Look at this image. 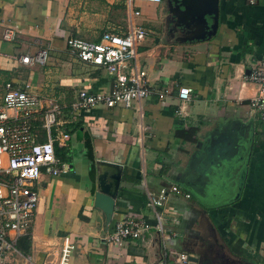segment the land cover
I'll return each instance as SVG.
<instances>
[{
    "label": "crops",
    "instance_id": "crops-1",
    "mask_svg": "<svg viewBox=\"0 0 264 264\" xmlns=\"http://www.w3.org/2000/svg\"><path fill=\"white\" fill-rule=\"evenodd\" d=\"M250 1L217 0L215 30L211 0L133 2L134 23L146 31L137 67L146 72L150 93L141 116L134 105L96 106L74 118L79 92H106L114 76L81 62L66 41L125 35L127 0H0V100L7 84H27L30 93L60 105L61 130L70 134L60 148L63 172H43L33 186L39 200L28 257L34 264H56L65 237L75 247L70 264H179L177 254L187 255L186 264H264V126L249 106L259 87L246 79L264 59V0ZM12 27L14 40L4 41ZM41 49L48 50L45 65L18 61ZM180 86L191 89L181 113ZM103 163L121 172L108 225L92 202L98 175L113 173ZM161 190L166 200L156 213L173 253L148 207ZM125 218L150 229L122 246L104 243ZM19 257L13 264H27L28 257Z\"/></svg>",
    "mask_w": 264,
    "mask_h": 264
},
{
    "label": "built area",
    "instance_id": "built-area-1",
    "mask_svg": "<svg viewBox=\"0 0 264 264\" xmlns=\"http://www.w3.org/2000/svg\"><path fill=\"white\" fill-rule=\"evenodd\" d=\"M135 1L161 3V0H127L130 27L125 35L104 32L98 42L77 38L66 41V47L81 62L101 68L114 76L106 92H79L78 101L72 105L74 118L78 112L96 106L110 109L130 108L134 105L136 113L141 116V101L149 95L150 89L146 72L137 67L138 48L146 37V31L134 23L133 19L139 16V11L132 7ZM2 38L7 42L13 41L15 28H6ZM47 57L48 50L41 49L32 57L20 56L18 61L26 66H43ZM131 62L132 66H129ZM246 79L259 87L257 95L249 100V106L257 112L264 126V59L254 62ZM29 88L27 84L21 89L9 83L0 100V264H8L12 255L21 256L17 244L31 234L35 224L39 195L33 188L34 183L43 172L50 176H58L63 172L58 167L55 149L65 147L70 139V134L61 130L60 105L54 100L40 99L30 93ZM165 95L161 93L158 97L162 100ZM176 99L181 113L191 99V89L178 87ZM37 120L41 122L40 128L33 126ZM42 138L44 140L40 141ZM169 191L182 195L177 186L170 187ZM165 200L166 190H161L157 198L148 200V207L157 218L154 229L161 236L166 250L173 253L167 247L170 233L156 213ZM149 229V225L135 218L121 219L115 223L112 232L103 238V242L122 246L128 239H140ZM74 250V245L65 237L56 264H70ZM175 256L179 264L188 261L185 254ZM165 260L161 259L155 264H165Z\"/></svg>",
    "mask_w": 264,
    "mask_h": 264
},
{
    "label": "water",
    "instance_id": "water-1",
    "mask_svg": "<svg viewBox=\"0 0 264 264\" xmlns=\"http://www.w3.org/2000/svg\"><path fill=\"white\" fill-rule=\"evenodd\" d=\"M212 13L214 15L212 29L215 30L217 26V0H211ZM171 9L173 11H180L177 4L171 3ZM178 14V13H176ZM107 169L113 170V173L109 174L108 171H104L97 177V191L95 192L92 202L93 208L99 210L102 213L101 221L106 225L110 224L115 211V200L120 186V170L113 164L103 163L101 165ZM191 259V258H190Z\"/></svg>",
    "mask_w": 264,
    "mask_h": 264
},
{
    "label": "trees",
    "instance_id": "trees-1",
    "mask_svg": "<svg viewBox=\"0 0 264 264\" xmlns=\"http://www.w3.org/2000/svg\"><path fill=\"white\" fill-rule=\"evenodd\" d=\"M62 130H65V129L62 128ZM40 132H42V130H40ZM43 140H44V138H42V140H40V141H43ZM55 153H56V157L59 161H63L65 159V153L62 149L56 147ZM17 249L20 252V254L24 257H28L30 255V251H31V237H30V235L23 237L18 242Z\"/></svg>",
    "mask_w": 264,
    "mask_h": 264
},
{
    "label": "rangeland",
    "instance_id": "rangeland-1",
    "mask_svg": "<svg viewBox=\"0 0 264 264\" xmlns=\"http://www.w3.org/2000/svg\"><path fill=\"white\" fill-rule=\"evenodd\" d=\"M9 258H10V260H8V264H13V260L20 259V257L16 256V255H12ZM24 259L27 262V264H34L33 261L31 259H29V257L28 258H24Z\"/></svg>",
    "mask_w": 264,
    "mask_h": 264
}]
</instances>
